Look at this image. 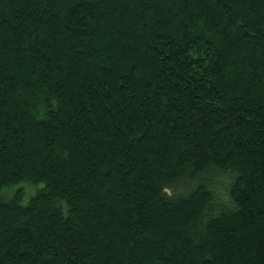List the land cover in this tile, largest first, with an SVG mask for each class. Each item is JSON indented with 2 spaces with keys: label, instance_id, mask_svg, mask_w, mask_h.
<instances>
[{
  "label": "trees",
  "instance_id": "16d2710c",
  "mask_svg": "<svg viewBox=\"0 0 264 264\" xmlns=\"http://www.w3.org/2000/svg\"><path fill=\"white\" fill-rule=\"evenodd\" d=\"M0 264H264V0H0Z\"/></svg>",
  "mask_w": 264,
  "mask_h": 264
},
{
  "label": "rangeland",
  "instance_id": "374dc122",
  "mask_svg": "<svg viewBox=\"0 0 264 264\" xmlns=\"http://www.w3.org/2000/svg\"><path fill=\"white\" fill-rule=\"evenodd\" d=\"M17 187H18V185H15V186L11 187V192L14 191ZM11 192H10V193H11ZM27 199H28V196H25V197L23 198L22 202H26Z\"/></svg>",
  "mask_w": 264,
  "mask_h": 264
}]
</instances>
